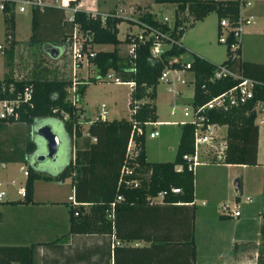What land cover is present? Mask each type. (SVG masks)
<instances>
[{"label":"trees","instance_id":"obj_1","mask_svg":"<svg viewBox=\"0 0 264 264\" xmlns=\"http://www.w3.org/2000/svg\"><path fill=\"white\" fill-rule=\"evenodd\" d=\"M77 0H67L73 5ZM155 2H172V24L157 19L147 8L141 9L137 14L152 25H157L168 32L173 39L179 38L184 27L189 22L180 26V21L185 15H180L185 10L191 14V19L200 18L208 11L214 10L217 19L226 16L229 23L236 20L239 0H153ZM12 3L5 2L3 8L4 34L8 38L7 61L12 58L13 47L16 40L13 37V9ZM139 7V5H137ZM126 18L111 9L101 18L99 12L90 14L82 8H74L72 17H66L61 6L54 4L34 5L30 7V29L28 42H33L41 37H56L63 43L70 35L75 23L79 29L91 33L89 40H83L82 48L96 43H111L109 49L96 48L92 55L87 54V60L92 62L96 74L88 80H98L110 68L123 81H134L129 90L128 105L131 98L144 97L137 110L131 114L138 121L143 119L154 120L155 113V85L157 76L164 64L180 65L181 60L177 55L184 50L180 42L173 40L166 46L160 58H154L149 52V39L140 40L132 32L126 31L122 38L117 37V22ZM131 20V18H127ZM218 25V20H217ZM134 42L131 52H120V44ZM87 43V44H86ZM226 56L220 62L229 65L244 75L256 80L252 86V96L244 104L235 106L228 111L210 110L208 120L225 124V146L223 154L218 161L229 163H256L257 125L253 122V104L256 100H264V62L244 59L238 56L229 60L228 48L225 45ZM173 56H176L174 59ZM189 68L193 71V92L190 102L198 103L206 100L211 95L227 88L234 83L231 76L211 78V71L217 64L204 56L192 53ZM7 86L13 84L16 90L21 91L24 86H30L29 101L18 106V116L15 120L30 121L33 116L54 113L61 117L66 131L73 135L75 140L81 134L80 121L78 120L79 105L73 104L66 98V85L70 80L65 77H16L11 72H5L0 77V82ZM86 82L80 81L76 85L75 95H82ZM7 93V92H6ZM8 92L7 95H13ZM2 95V94H1ZM67 112V117L62 118V112ZM11 121L12 118H0L2 121ZM180 132L171 159L147 160L145 158L143 132L136 133L133 147L136 153L127 160L133 164L134 174L139 178L136 186H125L117 183L119 168L124 158L125 145L129 132L132 129L131 120L124 116L112 118H93L86 126L84 145H76L73 156L54 176L55 179L70 176L73 184V196L82 203L68 204L69 224L68 231L90 230L96 225L98 219L108 225L109 219L105 217V209L109 201L117 192L121 193L115 204L114 212L119 204L148 202L147 195H154L159 190H165L162 200L172 202L176 200L191 201L193 191V170L188 168L184 153L192 151V124L180 123ZM93 137V138H92ZM26 142L25 148H31ZM181 163V169H175L173 164ZM23 186L24 194L21 201L32 200V184L35 177L50 178L46 174L37 172L30 165H26ZM239 187V180L235 181ZM170 186H179L180 190L173 192ZM76 211V213L74 212ZM114 216V214H113ZM261 244L258 248L257 262L264 264V223L259 227ZM0 264H32V245L0 243Z\"/></svg>","mask_w":264,"mask_h":264},{"label":"crops","instance_id":"obj_2","mask_svg":"<svg viewBox=\"0 0 264 264\" xmlns=\"http://www.w3.org/2000/svg\"><path fill=\"white\" fill-rule=\"evenodd\" d=\"M42 1L44 4L61 6L65 14L71 12V8L67 10L65 4L55 3V0ZM123 1L125 5L127 3H134L136 6L145 5L142 9H149L159 20H163V16L167 15L156 16V11L153 9L155 5L173 4L174 7L172 2L153 1L152 3L143 4L137 0ZM249 1L250 3L243 7V13L251 14L252 20L242 26L239 56L244 59L264 62V0ZM79 2L80 0H77L74 3L76 7L96 11L95 5L91 4L84 7L79 6ZM12 9L13 37L17 40L14 36V11L16 8L12 7ZM27 9L30 17V7ZM111 9H115L113 5L97 12H107ZM115 10L120 14L122 7L118 6ZM0 11L2 12V10ZM207 13L197 19H202ZM192 23H189V28L192 27ZM217 30L218 26L216 24V32ZM179 42L181 41L179 40ZM15 44L16 42L14 43L13 54ZM96 45H98L97 48L104 49L112 47L111 43H96ZM192 53L204 57L209 56L197 51ZM77 64L79 65V62ZM2 75L3 71L0 77ZM181 75L184 78L183 82L174 81L169 85L171 88H167L166 85L167 90L171 91L169 108L172 103L178 105L177 100L183 103L190 102L192 98L193 71L186 68ZM80 81L82 80L80 79ZM187 82H190V93L186 96L181 91ZM117 83H125L129 86L126 93V102L128 103L130 83L125 81ZM86 86H88V82H86L84 90ZM82 96L83 93L78 99ZM84 100L86 101V99ZM79 106L82 107V105ZM106 111L105 108L103 116L98 118H109L105 116ZM95 116L84 120V123L79 118L83 129L76 140L73 135L67 132L71 142L67 161L70 156H73L75 143L80 146L84 145V137L87 134L86 126L91 119L96 118ZM129 116L126 118H129ZM162 123L171 124L175 122ZM260 147L264 150V131L260 134L257 126L256 163L252 164L260 163L258 156ZM145 158L150 160L146 157V153ZM11 161L15 160L0 159L2 174L5 176L0 178V185H7L6 187H0L4 190V194L0 195V243L32 245V264H258L257 253L262 240L259 227L264 223V197L260 200V207L256 209V214L253 215L254 224L251 228L240 216V211L237 215H232L220 209L223 203L229 204L227 197H225L226 201L223 197H217L216 199L210 197L209 203L206 204L202 197L205 192H202L201 195H198L201 199L197 203V191L193 178V197L191 201L176 200L168 202L157 197L153 202L119 204L120 206L113 213L114 216L109 217L105 214V217L109 219L108 225L103 223V219H98L96 225L90 230L71 232L68 231V204L71 203L69 197H73V184L70 176L56 179L59 184L68 181L67 190H61L60 185L52 184L50 178L35 177L32 184V200L24 202L21 201L22 196L16 190V187L23 184V182L15 186L14 193L10 191L9 185L15 184L16 181L20 182L16 179L15 171L9 163ZM66 162L59 165L54 171L43 174L47 176L53 174L55 176ZM203 163L206 162L199 160L196 164ZM213 163L215 165H232V163L218 160L213 161ZM21 165L19 164L18 169L22 171ZM23 167H26V165ZM23 175L22 181L25 177L24 173ZM232 176V172H227L225 175L227 177L226 181H229ZM214 177L206 170L201 173V178L210 184L206 186L208 195L215 189ZM236 178L239 180L238 188H242L243 178ZM236 178L233 180L236 181ZM259 182L262 185L263 178L259 179ZM262 194L264 195V192ZM83 205L88 206L86 202ZM115 240H118V242L111 245Z\"/></svg>","mask_w":264,"mask_h":264},{"label":"rangeland","instance_id":"obj_3","mask_svg":"<svg viewBox=\"0 0 264 264\" xmlns=\"http://www.w3.org/2000/svg\"><path fill=\"white\" fill-rule=\"evenodd\" d=\"M143 4L152 3L153 0H137ZM67 0H55V3L67 4ZM95 5L96 11L102 10L103 8L114 6L116 9L118 6L122 7L120 14L127 16L117 22V36L123 37L125 30L135 32L139 30V25L134 19L137 18V14L145 6L141 4L139 7L134 3H127L125 5L123 0H80L79 6H90ZM173 5V4H172ZM171 4L155 5L153 9L156 11V16L166 14L168 23L172 24L173 17V6ZM67 5V10H69ZM82 8V7H81ZM114 9V10H115ZM180 15H185L180 21V26H183L189 22L192 23V27L189 28V23L184 27L181 36H179L180 43L183 45L184 50L180 52L177 57L181 61H187L191 59L192 52L197 51L199 53L209 55L206 56L211 59L212 62L218 63L225 56V44L217 40L216 24L217 15L214 10L209 11L202 19H191V14L182 11ZM15 27L14 36L17 39L15 44V50L12 58L7 61V47L8 38H5L3 33V17L0 11V75L5 72H11L16 77H65L70 80V84H67L66 98L71 99L72 90L71 83L74 79L76 81L75 86L79 80L88 82V86L83 92V96L77 99L76 105H82L78 111L79 118L84 123L86 119L92 118L94 115L99 114V104L101 101L105 103L107 109L105 116L112 118L116 116L130 115L129 105L126 102V93L129 86L125 83H117L110 79H98L88 80L89 77L95 75L96 69L92 62L82 58V60H75L73 62L70 55V48L57 39L56 37L46 36L41 37L33 42H28L27 37L31 32L30 29V17L29 11L25 8L22 11L15 9ZM128 17L133 19L129 20ZM54 45L58 48L56 55H50L48 47ZM98 45L92 44L90 48L96 49ZM111 46V45H109ZM120 52L128 50V45L121 43ZM86 51V48L84 49ZM79 62V65L77 64ZM73 63L75 66L72 68ZM81 66V67H80ZM111 69L108 68L107 71ZM189 74V72H187ZM189 76V75H188ZM84 79V80H83ZM188 84V85H186ZM182 88L183 95L190 93V82H187ZM166 85H170L169 82L159 80L155 85V113L156 118L159 119H177L181 117L179 110L175 114H170L168 111L171 91L167 90ZM86 99V101L84 100ZM177 100V99H176ZM178 105L181 101L177 100ZM43 123L50 125L51 129L59 136V142L56 149V154L53 158L44 156L38 158V155L45 153L44 139L36 132L38 126ZM81 130L82 125L80 123ZM151 128H156L158 134L154 136H148L147 131ZM221 132H224L225 126L219 127ZM180 130V124L175 123H157V124H146L144 131L143 147L146 153V157L150 160H161L170 159L174 153V146ZM259 133L264 131V125L258 126ZM26 142H30L31 148L27 150L25 148ZM73 145V144H72ZM71 142L69 135L63 125L62 119L59 115L54 113H48L43 115L33 116L30 121H2L0 122V159L9 158L15 160L9 162L15 171L16 181L15 184H11L10 191L15 192V186L22 183L23 173L18 169L19 164L30 165L34 170L40 173H50L54 171L59 165L65 163L68 159L70 152ZM74 149V148H73ZM205 156V155H202ZM260 163L258 164H246L243 163H232L230 166L215 165L213 161L215 158L203 157L200 158L205 164H194L193 167V178L195 181V188L197 191V203L201 197L198 195L204 193L203 199L206 204L209 203L211 198L216 199L217 197H227L230 207H237L240 211L246 224L252 228L254 224L253 215L256 214V209L260 207V200L264 197V150L260 147L258 154ZM208 171L213 174L214 177V191L209 195L206 192L207 184L201 178L203 171ZM227 172H232L233 176L229 181H226L225 177ZM2 174V166L0 163V178ZM5 177V176H4ZM243 178L244 183L242 188H237L235 185L234 178ZM200 178V180H199ZM263 178V183L260 185L259 179ZM51 183L57 186H61V190L68 189V181L66 183L59 184L56 182L54 175L50 176ZM229 179V178H228ZM210 185V184H209ZM6 184L0 185V187H6ZM210 187V186H209ZM5 189V188H4ZM7 194H9L7 192ZM248 195L251 200H247L244 196ZM237 196V197H236ZM211 197V198H210ZM226 201V200H225ZM223 210L222 208H220Z\"/></svg>","mask_w":264,"mask_h":264},{"label":"built area","instance_id":"obj_4","mask_svg":"<svg viewBox=\"0 0 264 264\" xmlns=\"http://www.w3.org/2000/svg\"><path fill=\"white\" fill-rule=\"evenodd\" d=\"M12 3V6L17 10H24L34 5L41 6L44 4L42 0H0V10L3 8L5 2ZM67 3V2H66ZM250 3L249 0H239L238 1V10L236 15V20L234 23H229L226 16H221L218 19V30H217V40L223 42L228 48L229 60H233L238 56V49L240 45V35L242 26L252 20L251 14L243 13V7L247 6ZM69 5L68 3L66 6ZM71 6V7H70ZM71 12L66 14L67 18L72 17V10L76 7V4L69 5ZM120 9V8H119ZM85 10V9H84ZM90 14H95L97 11L93 9L85 10ZM115 13H118L117 10H114ZM107 12H99L101 18ZM119 14V13H118ZM124 16V15H123ZM127 17V16H124ZM131 18V17H128ZM133 19V18H131ZM167 16H163V21H166ZM135 22L139 25V30L132 32L137 39L144 40L149 39V52L150 55L154 58H160L163 49L168 46L170 42L175 40L179 42V39H173L168 35V32L161 29L157 25H152L142 19H134ZM167 22V21H166ZM168 23V22H167ZM169 24V23H168ZM171 25V24H169ZM91 38V33L87 30H81L74 23L72 30L69 36L65 39V44L70 48V55L73 62L75 60H82V58L87 60V54L92 55L94 49L86 45V51L82 48L83 40H89ZM87 44V43H86ZM128 51L131 52L134 46V42H128ZM1 47V44H0ZM175 59L176 56H173ZM75 66L73 63L72 68ZM189 60L181 62L180 65H169L164 64L160 70L159 75L157 76V81L163 80L172 84L174 81H184L182 72L189 68ZM231 76L235 79L234 83L228 86L227 88L211 95L209 98L202 102L192 103V102H183L180 105L172 103L169 108V112L174 114L177 110L180 111L181 117L174 120H159V119H143L138 121L131 114H133L142 101L145 100L144 97L131 98L129 111L131 120L132 129L129 132L127 137L124 158L119 168V176L117 183L122 182L125 186H136L139 183V178L134 174L133 164H129L127 160L133 158L136 153L134 145L133 135L136 133L144 132L146 124H157L162 122H178L184 123L189 122L192 124V151L184 153L183 157L187 160L188 168L193 169V165L197 163L202 155V157H212L217 160L223 154V148L225 146L224 133L220 131L219 127L224 123H219L217 121L208 120V112L210 110H219V111H228L235 106L244 104L249 98H251L253 90L252 86L256 82L250 76L244 75L236 69H233L228 62H218L211 71V78H220L222 76ZM101 79L107 78L114 82H123L112 70L106 71L103 75H100ZM130 83L131 87L134 85V81L129 80L125 81ZM75 83L73 79L71 83L72 96L70 101L76 105L77 97L75 95ZM167 88L171 86L167 85ZM30 86L26 85L21 91L16 90L13 84L5 85L4 82H0V118H12L15 120L18 116V106L25 101H29L30 97ZM8 92H14L13 95H7ZM2 94V95H1ZM99 114L95 116L96 118L103 116L105 112L104 103L101 102L99 106ZM253 122L259 126L264 125V100L258 99L253 104ZM67 112H62V118H66ZM225 125V124H224ZM158 134L156 128H152L148 131L149 136ZM93 138V137H92ZM175 169H181V163L176 162L173 164ZM24 174L27 173L26 167L20 166ZM17 192L20 196L24 194L23 184L16 187ZM170 190L177 192L180 190L179 186H170ZM165 190H159L154 195H147L148 202H153L157 197L162 198ZM4 194V190L0 189V195ZM71 204L84 203L82 201L75 200L74 196H70ZM122 198L121 193L117 192L115 196L109 201L108 207L105 209L107 216L111 217L114 213L115 203ZM247 200H251V197L245 195ZM221 208L227 213L232 215H237L239 209L237 207H230L228 203H223ZM76 213V211H74ZM118 240H115L111 243H117Z\"/></svg>","mask_w":264,"mask_h":264},{"label":"water","instance_id":"obj_5","mask_svg":"<svg viewBox=\"0 0 264 264\" xmlns=\"http://www.w3.org/2000/svg\"><path fill=\"white\" fill-rule=\"evenodd\" d=\"M48 52L50 55H56L58 53L57 46H49ZM36 132L44 139L46 148L45 153L38 155V158H42L45 155L48 157H54L59 142V136L51 129L50 125L47 123H43L38 126Z\"/></svg>","mask_w":264,"mask_h":264},{"label":"flooded vegetation","instance_id":"obj_6","mask_svg":"<svg viewBox=\"0 0 264 264\" xmlns=\"http://www.w3.org/2000/svg\"><path fill=\"white\" fill-rule=\"evenodd\" d=\"M51 158H53V157H51Z\"/></svg>","mask_w":264,"mask_h":264}]
</instances>
